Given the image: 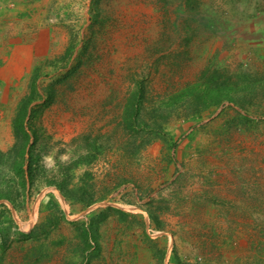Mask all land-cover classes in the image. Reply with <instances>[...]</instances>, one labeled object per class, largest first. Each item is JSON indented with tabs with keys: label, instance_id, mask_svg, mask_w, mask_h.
I'll return each instance as SVG.
<instances>
[{
	"label": "rangeland",
	"instance_id": "obj_1",
	"mask_svg": "<svg viewBox=\"0 0 264 264\" xmlns=\"http://www.w3.org/2000/svg\"><path fill=\"white\" fill-rule=\"evenodd\" d=\"M206 70L219 98L171 103ZM25 105L40 174L0 199V264H264V0H0V182Z\"/></svg>",
	"mask_w": 264,
	"mask_h": 264
},
{
	"label": "trees",
	"instance_id": "obj_2",
	"mask_svg": "<svg viewBox=\"0 0 264 264\" xmlns=\"http://www.w3.org/2000/svg\"><path fill=\"white\" fill-rule=\"evenodd\" d=\"M219 77L220 74L216 70L211 73H209V70L204 71V73L202 74V78L204 80L203 84H201L204 87L202 91L201 89H197V84L194 86H188L179 94L173 96L171 98V103H174L183 98L184 102L188 101L189 108L196 109L198 103L201 102L202 105L208 107L211 102L210 100H213V98H219L221 96L220 93H222L229 87L228 84H224L223 82H221V80L218 79ZM142 95L141 84L137 83V86L134 92L131 94L126 106L124 118V123L127 129L132 132H137L139 129H141V126L145 124L143 120L140 119V108L138 105ZM190 97L193 99L187 100V98ZM25 107L26 105L18 111L16 117L14 118L13 126L16 136V142L6 153H15L17 155L11 167L12 174L9 176V178H5V180H2L0 182V199H5L12 203V205L14 206L22 203V199L24 200V197H27L30 194L31 187L34 184L35 178L38 176V174H40L38 156L34 155L32 152L33 144L35 143L33 141L36 140L35 132L32 130L31 132H28L23 123V117L26 113ZM30 135H32L33 141L30 145H28ZM26 146H28L27 150ZM25 153L26 156L24 155ZM4 154L5 153L0 152V160L5 157ZM90 159L91 158H88L87 156H81V158H78L72 166L79 164V162H88ZM68 176L69 170H65L60 176L62 180L57 181L55 179H47L46 183L54 185L65 198H74L73 195L79 192V190H82V188H68ZM18 200H20V202L17 203ZM88 202H90V199ZM1 215H3L2 212H0V217ZM7 221H9V219ZM2 224L3 221L0 220V237L4 236L8 229V226L3 227L1 226Z\"/></svg>",
	"mask_w": 264,
	"mask_h": 264
}]
</instances>
